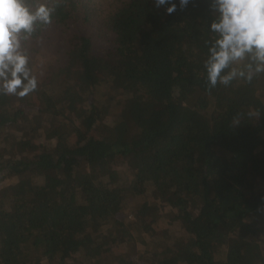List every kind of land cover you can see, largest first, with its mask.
I'll return each mask as SVG.
<instances>
[{"label":"trees","instance_id":"trees-1","mask_svg":"<svg viewBox=\"0 0 264 264\" xmlns=\"http://www.w3.org/2000/svg\"><path fill=\"white\" fill-rule=\"evenodd\" d=\"M41 2L52 23L31 40L92 16L87 0ZM209 5L128 0L111 48L73 31L36 92L0 95V264H264V74L207 89ZM165 218L183 225L174 244Z\"/></svg>","mask_w":264,"mask_h":264},{"label":"clouds","instance_id":"clouds-1","mask_svg":"<svg viewBox=\"0 0 264 264\" xmlns=\"http://www.w3.org/2000/svg\"><path fill=\"white\" fill-rule=\"evenodd\" d=\"M58 2V0H57ZM166 14L185 10L196 0H153ZM215 18L210 23L214 36L206 40V85L211 91L218 84L228 87L233 81L251 83L264 74V0H210ZM55 8L41 0H0V95L23 99L38 90L28 42L38 27L52 23ZM260 110H250L258 119ZM240 124L239 115L233 125Z\"/></svg>","mask_w":264,"mask_h":264},{"label":"rangeland","instance_id":"rangeland-1","mask_svg":"<svg viewBox=\"0 0 264 264\" xmlns=\"http://www.w3.org/2000/svg\"><path fill=\"white\" fill-rule=\"evenodd\" d=\"M128 0H87L89 8H91L92 16L87 23L82 25H74L70 29L61 30L57 28H49L42 37L30 40L27 44L29 52L35 56L36 61V76L42 80L39 75L40 70H45L49 64L56 63L65 58L66 39L68 36L76 30H82L92 37L94 42V49L98 53H102L104 50L112 47L113 33L106 28V22L109 17L116 12L121 6H123ZM83 17V15L81 14ZM119 117L111 116L108 122L111 124L118 123ZM124 167L121 166L120 174L122 178H126L127 175L124 172ZM17 178H10L5 182V185H10L16 189L20 185L17 184ZM147 200L146 196L135 197L131 200L124 209L123 216L129 227H133L138 224V219L135 216V207L140 203ZM169 207L164 206L163 212H168ZM163 226L169 229L171 234V244L176 243L179 236L185 235L183 231V225L180 221L170 222L168 219H162ZM140 247L138 243L129 244L128 249L132 254H136L137 249Z\"/></svg>","mask_w":264,"mask_h":264}]
</instances>
